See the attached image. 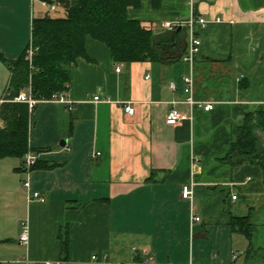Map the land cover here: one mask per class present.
Segmentation results:
<instances>
[{
    "label": "crops",
    "instance_id": "0c3cea01",
    "mask_svg": "<svg viewBox=\"0 0 264 264\" xmlns=\"http://www.w3.org/2000/svg\"><path fill=\"white\" fill-rule=\"evenodd\" d=\"M127 15L156 36L172 32L165 23H210L196 28L202 46L193 64H116L106 44L87 38L86 55L70 66L73 107L42 101L30 120L37 167L0 159V264H131L144 251L154 264H264V170L225 160L245 117L264 112V0H142ZM46 17L67 12L41 0H0V100L9 94L11 62L32 42L34 21ZM178 29L186 50L188 29ZM187 76L195 100L214 109L179 104L191 119L168 125L172 102L186 99ZM186 185L202 218L195 224ZM34 192L46 201L29 199ZM236 218H247L251 239L243 222L233 226Z\"/></svg>",
    "mask_w": 264,
    "mask_h": 264
},
{
    "label": "trees",
    "instance_id": "16d2710c",
    "mask_svg": "<svg viewBox=\"0 0 264 264\" xmlns=\"http://www.w3.org/2000/svg\"><path fill=\"white\" fill-rule=\"evenodd\" d=\"M41 1L49 5L59 4L66 10L67 18L46 17L34 21L32 43L38 51L32 66L26 60V51L18 60L11 62L8 100L26 92L39 103L67 93L70 66L86 55L88 37L106 44L116 64L166 62L181 59L185 52L184 29L156 36L140 22L128 18V9H138L142 0ZM0 60H3L2 56ZM36 106L31 113L25 103L8 101L2 104L4 127L0 126V159L17 157L25 164L29 151L31 114ZM225 160L232 166L248 162L264 170V112L249 113L245 117ZM37 165L38 162L34 167ZM240 222L244 224L241 230L246 229L247 218L234 219L233 226ZM245 229L244 233L251 239Z\"/></svg>",
    "mask_w": 264,
    "mask_h": 264
},
{
    "label": "built area",
    "instance_id": "2783aa9c",
    "mask_svg": "<svg viewBox=\"0 0 264 264\" xmlns=\"http://www.w3.org/2000/svg\"><path fill=\"white\" fill-rule=\"evenodd\" d=\"M34 1V0H31ZM46 3V2H45ZM48 4V3H47ZM59 4H54V5H49L52 11H55L57 9ZM217 21H220L219 19ZM210 21L198 17V18H192L189 20L185 25L181 24H170V23H165L162 27L168 31H174L177 30L179 27H186L188 29V42L186 46V50L184 54L182 55V59L184 62L193 64L196 60V57L200 54L201 46H202V41L201 39L197 36V31L196 28H199L201 31L206 30L208 27ZM38 51V48H36L33 43L31 42L28 48L26 49V60L30 63L32 66L33 59ZM117 72L121 71V67H117L116 69ZM149 79V76L147 77ZM184 92L186 94V99L182 102L180 101H174L172 102V109L167 115L166 118V123L168 125H177L182 121L191 119L190 116L187 117L184 113L178 110V105L179 104H185L187 105L191 111H193L195 108L202 109L206 112H210L214 109V102H202V101H196L194 96H193V77L192 76H187L184 77ZM170 88L175 91L177 89L175 83L170 84ZM16 102V103H25L28 104L30 112L32 113L33 108L38 104V101L35 100L30 93L22 92L18 97H15L13 100H0V120H1V106L5 102ZM51 102H61L64 104H67L69 109L73 107V103L67 98V93L63 92L59 95H55L51 100ZM94 101L97 103L101 101L100 97H96ZM125 111L130 114L134 115L135 114V108L131 106L130 104H126L124 106ZM33 114H31V117ZM101 155L100 152L94 153L93 157L97 158ZM38 162L37 156H35L32 152H28L25 156V164L26 168L28 171H30ZM182 198L185 200H188L191 203L192 206V224L198 223L202 220V218L195 213V196L193 192L192 186H184L183 187V194ZM238 197L234 196L233 199L236 200ZM29 199H36L40 202H45L46 199L38 192H34L30 194ZM20 241L22 244H28L29 242V226L28 224L23 225V231L20 237ZM134 253V259L135 257L139 255V251L137 248L133 249ZM143 255L145 257L144 260L142 261H133L131 264H154V257L147 251L143 252ZM93 261H98V257L94 256ZM45 264H55L54 262H46Z\"/></svg>",
    "mask_w": 264,
    "mask_h": 264
},
{
    "label": "rangeland",
    "instance_id": "374dc122",
    "mask_svg": "<svg viewBox=\"0 0 264 264\" xmlns=\"http://www.w3.org/2000/svg\"><path fill=\"white\" fill-rule=\"evenodd\" d=\"M35 111H36V109H35ZM35 111H34V113H33L34 116H35ZM34 116H32V120H33V117H34Z\"/></svg>",
    "mask_w": 264,
    "mask_h": 264
}]
</instances>
